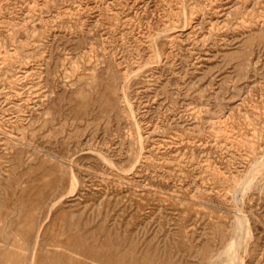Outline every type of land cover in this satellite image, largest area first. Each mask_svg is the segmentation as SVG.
Segmentation results:
<instances>
[{"label":"rangeland","instance_id":"1","mask_svg":"<svg viewBox=\"0 0 264 264\" xmlns=\"http://www.w3.org/2000/svg\"><path fill=\"white\" fill-rule=\"evenodd\" d=\"M232 245L264 264V0H0V264Z\"/></svg>","mask_w":264,"mask_h":264},{"label":"bare ground","instance_id":"2","mask_svg":"<svg viewBox=\"0 0 264 264\" xmlns=\"http://www.w3.org/2000/svg\"><path fill=\"white\" fill-rule=\"evenodd\" d=\"M252 182H253V180H252ZM227 253H228L229 259L231 261L230 264H236V260H237L238 254H237V250L234 248L233 245H232V247H230L227 250Z\"/></svg>","mask_w":264,"mask_h":264}]
</instances>
